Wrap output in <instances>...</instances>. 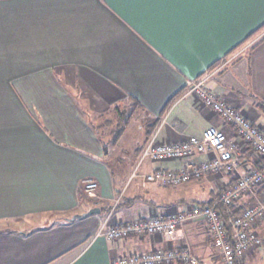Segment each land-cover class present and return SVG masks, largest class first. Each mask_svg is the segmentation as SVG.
I'll return each mask as SVG.
<instances>
[{
  "label": "crops",
  "instance_id": "obj_1",
  "mask_svg": "<svg viewBox=\"0 0 264 264\" xmlns=\"http://www.w3.org/2000/svg\"><path fill=\"white\" fill-rule=\"evenodd\" d=\"M207 76L204 87L264 132V0L222 4L183 21L162 20L128 0H0V264H111L168 248L189 249L196 264H222L201 216L179 225L174 239L96 236L102 225L231 205L219 196L236 181L231 172L178 185L197 199H167L161 191L170 185L143 186L140 178L125 186L153 135L181 142L216 126L237 142L241 172L259 168L231 124L185 95ZM84 99L129 103L136 122L126 144L112 143L116 156L83 111ZM159 167L180 170L184 161L146 160L139 171ZM89 182L98 185L95 197L86 194ZM250 200L244 194L232 214ZM91 208L99 212L79 217ZM251 231L264 241V220ZM259 251L251 248L247 259Z\"/></svg>",
  "mask_w": 264,
  "mask_h": 264
},
{
  "label": "built area",
  "instance_id": "obj_2",
  "mask_svg": "<svg viewBox=\"0 0 264 264\" xmlns=\"http://www.w3.org/2000/svg\"><path fill=\"white\" fill-rule=\"evenodd\" d=\"M207 79L208 76L193 82L185 95L210 105L223 122L231 124L238 140L248 145L259 157L261 163L259 168L241 172L237 142L229 139L222 129L210 126L201 136H189L181 142H163L153 135L145 143L135 167L129 174L127 184L140 178L143 186L150 182L176 186L193 179L199 180L208 173L221 175L231 172L236 175V181L229 188L227 186L221 188L220 200L227 205L237 203L244 194L250 195L251 200L243 206L240 214L230 215L227 224L216 209L205 206L186 215L177 214L171 217L154 215L132 223L102 225L96 231L97 237L118 240L130 234H162L164 237L174 239L177 237L179 225L187 219L201 216L222 264H241L249 249L260 246L261 240L255 236L251 228L264 220V194H257V187L264 184V132L258 125L253 124L243 111L227 104L216 92L204 87ZM200 154H208V158L194 162L193 157ZM146 160H183L184 168L171 170L159 167L152 172L141 173L139 168ZM97 187L95 182L84 184L86 194L90 197L95 196ZM118 200L119 197L115 199L114 206ZM177 259L187 264L196 263L189 249L183 248L177 252L168 248L143 253L133 252L116 258L111 264H168Z\"/></svg>",
  "mask_w": 264,
  "mask_h": 264
},
{
  "label": "rangeland",
  "instance_id": "obj_3",
  "mask_svg": "<svg viewBox=\"0 0 264 264\" xmlns=\"http://www.w3.org/2000/svg\"><path fill=\"white\" fill-rule=\"evenodd\" d=\"M103 104L104 103L101 102L99 103L98 106H92L87 103L86 99L81 100V106L86 116L88 117L90 122L100 131L101 134L103 133L106 135L105 138L109 141V152L111 155L116 156L112 152V148H113L112 143L115 142L118 145L126 144L129 141L130 138L129 134L132 132L133 126H135L136 121L130 118L131 117L130 114L132 112L128 102L117 101V102H113L110 105H103ZM140 124L141 122L139 119L136 125H140ZM118 155L121 154L118 153ZM126 183L127 182H125L124 184L125 186L127 185ZM161 192L163 193L165 198L170 200L173 199L185 200L186 197H193L192 199L194 198L197 199L199 197V194H197L198 192H195L193 194L191 192H186L183 190V186L180 187L178 185L175 186L174 188L173 185H170L166 191H161ZM165 192H167V194ZM252 248L255 249L260 248V251L254 257H252L251 261H249L247 258L248 256L251 257L253 255L252 252L254 250L251 253H249L251 249L247 251L245 258L242 260L241 264H264V241H261L260 246H254ZM212 253L214 254V252ZM215 261L217 262L218 260Z\"/></svg>",
  "mask_w": 264,
  "mask_h": 264
},
{
  "label": "snow or ice",
  "instance_id": "obj_4",
  "mask_svg": "<svg viewBox=\"0 0 264 264\" xmlns=\"http://www.w3.org/2000/svg\"><path fill=\"white\" fill-rule=\"evenodd\" d=\"M133 7L144 9L162 20L183 21L209 9L241 0H128Z\"/></svg>",
  "mask_w": 264,
  "mask_h": 264
},
{
  "label": "trees",
  "instance_id": "obj_5",
  "mask_svg": "<svg viewBox=\"0 0 264 264\" xmlns=\"http://www.w3.org/2000/svg\"><path fill=\"white\" fill-rule=\"evenodd\" d=\"M259 187V186H258ZM257 187V188H258ZM262 188L264 187V184L261 186ZM257 191H259V190H257ZM211 204V202H208L207 203V205H210ZM235 204L236 203H233V204H231L229 207L227 206H224L221 202L220 203H218L217 204V206H213L214 207V209H216L217 211H218V213L220 214V216H221V218H222V220L225 222V224H227L226 223V221H227V219H228V216H230L229 215V213L230 214H232V210H231V208L232 207H234L235 206ZM231 210V211H230ZM232 215H235V214H232ZM237 215V214H236ZM227 228H228V226H227ZM218 254V253H217ZM197 263V262H196ZM195 263V264H196Z\"/></svg>",
  "mask_w": 264,
  "mask_h": 264
},
{
  "label": "water",
  "instance_id": "obj_6",
  "mask_svg": "<svg viewBox=\"0 0 264 264\" xmlns=\"http://www.w3.org/2000/svg\"><path fill=\"white\" fill-rule=\"evenodd\" d=\"M103 148H104V152H107V145L105 143L103 144ZM97 212H99V208H91L87 212L79 215V217H85V216H88V215H91V214L97 213Z\"/></svg>",
  "mask_w": 264,
  "mask_h": 264
}]
</instances>
